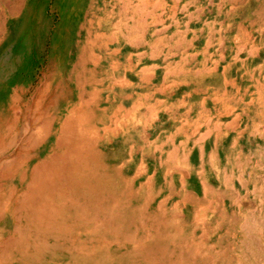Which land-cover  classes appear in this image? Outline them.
<instances>
[{
  "label": "bare ground",
  "instance_id": "1",
  "mask_svg": "<svg viewBox=\"0 0 264 264\" xmlns=\"http://www.w3.org/2000/svg\"><path fill=\"white\" fill-rule=\"evenodd\" d=\"M118 1H122V3L126 7V9H124L123 12L124 14H127L129 11H131L133 16H138L137 18H139V16L141 17V19L139 18L138 21H136V23H138L137 27L136 28L131 27L133 32H138V35L134 37L131 36L132 38L130 39V46L134 49L145 47L147 45V42L144 39V34L145 32L148 31V28L150 26V23H148L147 18L152 15V17H154L153 23L160 25L163 22L160 18L161 14L157 17L156 14L153 13V11L152 12L149 11V8L156 9L159 7H165L164 6L165 2L163 3L162 0H158V2L154 4L152 3V0H137L138 2L136 3L138 4L134 5L133 2L136 0H118ZM223 1L225 4L227 5L229 4L230 6L235 8L242 0H223ZM22 3L23 0H19V1L15 0V4L12 6V8H19V4ZM254 3L258 5V9L257 11L254 10L255 13H252V15H254L256 19L264 20V0H254ZM232 10L233 9H231L230 12L229 11L225 12L221 8L218 9L217 11H219V13L216 14L215 17L217 18L215 19H225V20L232 19L234 17L231 16ZM185 13H187L188 15L187 11H185ZM212 15H214V13ZM187 17H191V16H187ZM219 30L220 29L218 28V31ZM84 34L85 32L83 33V35ZM91 34L92 33H90V29L87 28V37H86L87 41L85 42L83 40L85 44L80 46L77 61L75 63L72 62L73 64L70 69L72 75L70 77V80L71 83H73L74 88H70L66 86L65 90L64 89L60 90V93L54 92V94H56L57 96L56 97L52 96V99L54 98L53 100H51V97H49L51 102L48 103L46 112H45V108L43 109L39 108L42 102L40 99L43 97V92L37 95V97L34 100L35 101L34 109L31 108L32 110L27 112V117L26 115L24 117V119L27 121L24 131L13 133L15 137L12 143L14 144L13 146L15 150L12 153L11 157H8L7 159L3 158V156H5L6 148L4 147L5 146L4 141L0 140V219L4 221H6L7 219V222H9L12 226V230L10 231L9 234H6L4 230L0 231V264L38 263L40 262L41 258L44 257L45 259V257H48L49 254H51V251L56 249V248L51 249L52 246L49 245L48 243L49 240H53L55 242V246L59 245L60 241L63 242L62 244H60L61 247L65 246L66 242L70 243L72 246L71 247L72 251L69 249V252L70 254L71 253L75 254V256H71L74 262L77 259H79L81 253H83L82 250L83 244H80L82 242H80L79 240L80 234H78V232L80 233V230L81 232H87L88 235L90 234L92 236L96 234V231H98V233L100 232V234H102L101 232H108L110 235L115 236L117 234L116 231L117 220H119L120 222V227H122L121 228L122 231L125 229V227H127L128 229L131 226L134 227L135 232L133 233H131L130 231L128 233L126 232L124 238L129 242L131 241L134 243L135 245L134 250H136L135 253L140 254L142 249L147 255V257L152 255V258H154L153 255H155V259L147 258L150 264H165L160 262L158 259V255H163L161 249L164 248L165 246L162 245L161 243L165 241V238L161 239V237L159 236L161 233L165 234L164 237H168V243H171V245L173 246V247H169V250L166 254L167 256H169V258L172 261L175 260L182 261L181 262L182 264H264V217L262 216V214L258 213V200L260 201V203L264 204V180H261L260 182L258 181L259 164L258 165L255 164L249 168H246L249 165L250 161H253L251 160L252 156L258 158V147L253 154H249L246 157H244L243 155L244 153L242 154V152L238 154L236 153L239 157L238 159H240L243 162V168L239 169L236 176L237 182L240 187L239 190L237 189L238 186H236L235 180H233V177L235 175L233 176V175L225 174L227 172L221 174L219 178L217 177L219 188H214L212 185L207 183L208 181L206 178L203 179V177L205 176L203 175L204 171L202 172V169H200V171L198 172L197 170L196 174L199 177L200 184H202L201 196H203L199 198L196 195L197 192L195 191V189L189 190L188 179L191 175V167H190V157L186 151L187 149L185 150V148H180L176 146L175 138H168L167 143L168 145L171 143V147H170L171 150L165 153L166 154L165 160H163L162 155L164 157L163 152L165 146H162V144H160V138L157 137L155 140L152 141L150 140L153 137L150 138L151 136L148 134V126L150 125V123L154 122L157 119L158 111L162 108V104H163V102L159 101L158 99V96L161 93V89L158 87V85L154 86L151 92L148 93V91H146L148 88L147 85H149L148 83L151 80L159 82L158 73H157L158 65L153 64L152 66L141 65L143 67H141L139 71L136 73L140 81L137 87L141 88V90L143 91V92L141 91V93L139 94L143 96L141 97L142 102L139 101L136 105L134 106L132 105L133 107L131 109H128V111H126L125 116L122 115L124 119H127L126 122L125 121L124 122L126 128L128 129V133L122 139L123 141L121 142V144H118L116 148L114 147L112 148V143H113L112 137L115 138L116 136L113 135L114 132H108V130H106V124L109 118L108 110L107 108L104 109L98 108L99 106L98 104L101 101L100 98L102 93V89H99L98 86L102 81L97 78L96 71L89 70L87 68L89 65H93L94 67H96L99 60L95 54V50L96 48H100L102 46L98 44L100 43L99 37L96 38V34L95 35H91ZM244 37L245 36H243L242 38ZM222 41L223 40L221 39V42ZM73 43H75V41H73ZM153 47L154 49L152 50V54L150 55L146 54L147 52L139 53L137 55L138 62L141 63V61H144L146 59L149 60L153 59L152 61H154L155 63L156 57H158V54H156L157 52L156 50L159 48V42H156ZM225 50L227 49L225 48ZM164 60L166 61V58ZM169 60L171 61V59ZM179 67L180 65L175 67V70H177V68ZM228 68H230V64ZM175 70L170 69V72L174 75ZM200 79L202 78L200 77ZM210 81L212 82L213 80ZM228 82L226 83L228 84ZM125 86L128 89V88H133L134 85L126 81ZM117 89L118 88H116V90ZM224 89L226 90V88ZM74 91H76L75 93L76 95L74 96L76 97V101H74V104L71 105L70 107L71 110L68 111L65 117L55 118L54 116L55 112L53 113V111H56V109H54L53 103L59 101L58 98L64 99L65 102H67L69 97L73 95ZM213 92L214 91H212V94ZM124 93L121 94V96L124 95ZM231 95L225 93L224 98L231 99L232 101L233 100L236 101V97ZM259 95H260L259 101L264 104L263 91H259ZM129 97L130 96L125 95V97L123 98H125L126 100ZM150 97L152 99H150ZM143 98L154 101V103L147 108L149 110L150 115L145 119L144 116L137 117L138 110H140V108L144 106ZM242 99L241 97L238 98V100L243 101ZM123 104L120 105L118 108V112L120 113H123L125 111L123 109L124 108ZM96 108L99 112H96ZM260 115L262 118H264V110H262V114L260 113ZM46 116L52 117L51 118L52 121L50 122L49 119L47 120ZM256 117L258 118V109L256 110ZM233 118L235 119L236 117ZM109 120H111V118H109ZM96 124L105 127V128L102 127V129L106 134V137L99 135L98 131H96ZM54 125H55V129H54L55 132L53 131L52 135L55 134L56 137H54L50 145H46L45 144L46 141L44 142L42 137L46 131H48L49 129L52 130ZM214 127L215 129L220 128L219 124H215ZM10 133L11 131L9 130V132L6 135H9ZM206 139L207 138H204V140ZM99 142L100 143L102 142L103 145H100ZM198 142L199 141L197 140V143ZM128 151L129 153L127 154ZM37 152H39L40 154L39 156L36 154ZM27 154L29 156L28 164H23L22 157H24L25 155L27 156ZM136 156L141 157L140 163L138 162L139 165L137 168L135 166L136 163L134 161V158ZM204 156H205L204 150L201 148L200 158L202 159V161ZM211 158H212L211 159L212 163H214L215 161L213 159L215 157L214 158L211 157ZM146 162H150L151 164L156 163L155 164L156 167L150 170L149 166L148 167L146 166ZM178 164L180 165L181 169H178L179 168L178 167L177 170L174 171V169L178 166ZM134 166L136 170L134 169L135 172L133 173V177L129 178L128 177L129 175L127 176V174L129 172H133L132 170ZM212 167L214 168L216 166L212 164ZM217 170H219L218 167ZM149 172H151L152 174L150 175ZM160 172H164V173H162V178H161L162 185L158 186L156 184L160 182V176H159ZM177 177H179V182H180L179 185H177L175 182ZM258 183L260 185H258ZM137 184L138 187H136ZM161 194H165V195H163L162 199L159 200ZM176 197L179 199V204H175L173 208L169 209L168 205L170 204V201L172 199L175 200ZM215 197H219V201H216ZM250 197H253L256 201V204L254 205L255 208L253 207L254 210H252V207H246V205H244V201L246 199H250ZM227 201L228 204L226 203ZM155 202H156L155 211L150 215L149 209L151 205ZM135 204L138 205L134 206ZM102 207L103 208L107 207L106 211L103 210L105 211L104 213L102 211ZM199 208L202 210L206 209L211 214V217L209 216L210 218L209 220H207L204 217L206 212L205 214L200 215L201 217L199 218L198 221H201L203 223V227H202L203 233L200 236H198V232H197L199 227L195 226L194 223V220L195 218H197L198 213L196 214L194 220H190L192 214H194V212ZM169 210L171 212H169ZM123 212L130 213V216H127L126 218L120 217V214ZM170 213H171L170 215L171 217H169ZM249 213L252 215H250ZM133 223H135V226H133ZM187 228L190 229L191 232L185 235L186 234L185 230ZM138 232L142 233L141 237L139 238H138ZM218 233L221 234L218 236L215 244H211L210 243L211 239L213 238L214 235L216 236ZM157 239H159L158 240L159 242L157 241ZM235 240H238V242L236 243ZM236 252L238 254H236ZM61 259L63 260L62 257ZM77 264H80L79 261Z\"/></svg>",
  "mask_w": 264,
  "mask_h": 264
},
{
  "label": "rangeland",
  "instance_id": "2",
  "mask_svg": "<svg viewBox=\"0 0 264 264\" xmlns=\"http://www.w3.org/2000/svg\"><path fill=\"white\" fill-rule=\"evenodd\" d=\"M162 1L163 3L165 2L164 6L167 9L165 7H159L156 9L149 8V11L151 12L153 11V13L156 14L157 17L161 14L160 18L164 22V24L163 22L160 25L153 23L154 17H152L151 15L147 18L148 23H150V26L148 28V31L145 32L144 34V39L147 42L148 47H150L152 43L154 44L156 42H159V46L161 47L162 50L163 48H170V47L171 49H175V48L177 49L179 44L182 42V40H184L185 42L186 39H190L193 37L196 38V35L194 34V30L195 28H200L201 26L200 23H202L201 17L202 19H205L206 17H211L213 13L214 15L212 16H216V14L219 13V11L217 10L220 8L223 9V11L225 12L226 11L230 12L231 9H233L231 16H234V17L228 20L227 24L229 26L225 25L224 31H227L225 32V35L227 36L226 46L229 47L228 53L229 55H231L230 57H228L230 68H228V70L226 71V75L229 77L231 76L230 78L227 77V80L229 81L227 84V87H228L227 90H228L229 95L232 94L231 96L236 97V102L235 100L232 101L231 99H229L230 100L229 103L222 102V100L220 99L219 93L212 94V91L216 90L212 87L210 89V94L206 96V98H211L210 100H208V103L206 106V103L205 101H203L204 99H202V96L200 97L199 96L200 94L199 95L197 94V92L202 90L201 87L202 86L204 87V84H205V83H201V80H200L201 72L197 71L196 69L191 71L185 67H183L185 69L179 67L177 68V70H175V67H177L178 65L171 63L172 61L175 60V57L166 55L167 57L165 56L162 58L165 64L160 62L161 69H159L157 72L159 82L151 80L148 83L150 86L148 93L152 91L154 86L158 85L159 88L161 89V93L159 94L158 99H161V100L163 99L162 108L158 111L157 119L154 122L150 123V125L148 126V134L151 136L150 138L153 137L150 140L151 141L155 140L157 137L160 138V144H162V146H165L164 152H163L164 157L162 155L163 160H165V156H166L165 153H167V151H169L171 147V143L169 145L167 143L168 138H175V143L177 146H180L179 144H181L182 142H187V141L190 142L189 143L190 149L185 148V150L187 149L186 151L190 157V167H191V175L188 179L189 190L195 189V191L197 192V196H199L200 198H201V193H202L201 192L202 184H200L199 177L196 174L197 170L198 172L200 171V169H202V172L204 171L203 175H205L206 177L204 176L203 179L206 178L208 181L207 183L212 185L214 188H219L217 179L219 178L221 174H224L225 172H227L225 174L233 175V176L235 175L233 177V180H235V184L236 186H238L237 189L239 190L240 187L237 182L236 176H237L239 169L243 168V162L240 159H238L239 157L237 154L242 152V154L244 153L243 154L244 157H246L249 154H253L254 151L257 149V147H258V158L252 156L251 160L253 161H250L251 164L249 163V165L246 168H249L255 164L256 165L259 164L258 165V174H259L258 181L260 182L261 180H264V121L262 120V117L260 115L262 111V107L260 106V104H258L259 96H260L259 91H263L264 93V70L261 72V70L259 71L257 67L258 62H260L261 60V57L258 58V51H262V50L264 51V44H263L264 43V20L256 19V17L252 15V13H255V11H257L258 5L254 3V0H242L235 8H233L229 4L228 5L225 4L223 0H183V1L182 0H162ZM136 2L138 1L136 0L133 2L134 5L138 4ZM157 2L158 0H152V3L154 4ZM183 2L185 3V5ZM14 4H15V0H0V140L4 141V145H5L4 147L6 148L5 156H3V158L7 159L8 157H11L12 153L14 152L15 148L12 142L14 140L15 135H13V133L24 131L25 125L27 122L24 119V117L25 115L27 117V112L34 109V104H35L34 100L38 94L43 92V97L40 99L42 102L39 108L41 109L45 108V112H46L48 103L54 99V98L52 99V96L54 97L57 96L56 94H54V92L60 93V90L62 89L65 90L66 86L70 88H74V85L73 83H71V80H70V77L72 75L70 69L72 67V64L77 61L80 46L85 44V42L87 41L86 40L87 28L90 29V33H92L91 35L96 34V38L99 37L100 43L98 44L100 46L102 45L100 48H96L95 50V54L99 60L98 64L96 65V67H94L93 65H89L87 68L89 70L96 71L97 78L102 81L100 82L98 86L99 89H102L101 98H100L101 101L98 104L99 105L98 108L100 109L107 108L108 110V116L109 118H111V120H109L108 118L107 124H106V130H108V132H114L113 135L116 137L115 138L112 137L113 139L112 148L113 147L116 148L118 144H121V142L123 141L122 139L128 133V129L126 128V125H125V122L127 119H124L122 115L125 116L126 111H128V109H131L139 101L142 102L141 97H143L139 95L142 90L141 88L137 87L140 81L136 73L139 71L141 67L148 66V65H146L147 64L146 60L141 61V63L138 62L137 60V55L141 53L142 49L141 48L134 49L130 46V39L138 35V32H133L131 27L136 28L138 25L136 21H138L139 18L141 19V17L139 16V18H137L138 16H133L131 11H129L127 14H124L122 12L123 3L118 0H23V3L19 4V8H12ZM157 9H158V12H157ZM10 10L12 11V13ZM185 11L188 12V15L187 13H185ZM168 15L171 17H169ZM187 16H191L190 18H192V21L197 20L196 23L191 24V31L189 29L190 28L189 23L180 24L177 22L178 19L188 18ZM81 17H82V20H81ZM199 20H201V22H199ZM181 28L182 30H180ZM183 28H186L185 31L183 30ZM125 31L127 32L129 31V32L127 33ZM84 32H85L84 34L85 36L83 35ZM171 34H173L174 37ZM237 35L238 36L240 35V36L238 37ZM243 36L245 37L242 38ZM73 37L74 38L76 37V38L74 39ZM73 41H75V43H73ZM233 42L234 43L237 42V43L234 44ZM185 43H188V42L186 41ZM119 44L121 47L119 46ZM147 45L145 46L144 49L147 48ZM202 45H203L202 43L198 44L199 47H201ZM249 48H251L252 50ZM69 58L71 59V61ZM165 58H166V61L164 60ZM169 59H171V61ZM251 63L252 65L255 64V71L253 70L254 68H252ZM246 64H250L249 66H251L250 68L251 70L247 69ZM130 65H131V68H130ZM170 69L175 70L174 75L170 72ZM105 76H106V79H105ZM72 80H73V77H72ZM126 81L134 85L133 88L127 89L125 86ZM209 83L212 86V84L215 85L216 82L210 81ZM217 84L220 86V82L217 81ZM116 88L118 89L116 90ZM135 89H138V90H135ZM75 93L76 91L73 92V95L69 97L67 102H65L64 99L58 98L59 101L53 103L55 105V106L53 105V107L54 109H56V111H53V113L55 112V115H54L55 118L65 117L68 111L71 110L70 108L71 105H73L74 101H76V97H74L76 95ZM123 93L124 95L121 96V94ZM125 95L130 96V97L125 100V98H123L125 97ZM171 95L172 97H170ZM216 95H219V96H216ZM49 97H51V100L49 99ZM240 97L241 99L243 98L242 99L243 101L238 100V98ZM150 99L152 98L150 97ZM150 99L143 98L145 108L143 106L140 108V110H138L137 117L144 116V119H145L150 115L149 110L147 108L150 107L154 103V101L153 100L151 101ZM200 101H202V104H200ZM122 104L124 105L123 109L125 111L123 113H120L118 112V108ZM236 106H239V107H236ZM257 109H258V113L260 112L258 114V118L256 117ZM205 111H207V113ZM252 111H253V114H252ZM96 112H99L97 108H96ZM233 117H237L235 118V121L236 120L238 121L237 123L233 122V124H230L232 123L234 119ZM51 118L52 117H47V120L49 119V121L51 122L52 121ZM217 122L219 126L222 127L223 133L225 132V128L234 129L236 132L233 133L231 131L229 132L231 134L228 136H224L223 134L222 135L216 134L218 136H216L215 134L206 135L205 132L209 133L208 132L209 129L214 127V125ZM153 123L155 124V126ZM55 125L52 128V130L49 129L48 131H46L42 137L43 141L44 142L46 141L45 143L46 145H50L51 141L54 139V137H56L55 134L52 135L53 131L55 132L54 130ZM226 125L227 127H225ZM102 127L105 128L104 126L96 124V131H98L100 136L106 137V134L104 133ZM220 129L221 128H219L218 131L216 130H213V131L220 132L221 131ZM9 130L11 131V133L9 135H6L9 132ZM208 137L209 138L211 137L210 140ZM216 137L219 140L217 146L214 144V140ZM204 138H207V139L204 140ZM197 140L200 143L199 142L197 143ZM99 144L103 145L102 142L101 143L99 142ZM187 144H186V147H188ZM201 148L204 150V155H205L203 158V161L200 158ZM128 153L129 151L127 152V154ZM36 154L38 156L40 155L39 152H37ZM233 154L234 155L236 154L235 155L236 157ZM211 157L213 158L215 157L213 159L215 161V162L213 161L214 163H212ZM127 158H128V155H127ZM140 159H141L140 156H136L134 158V161L136 163L135 165L136 168L138 167L140 163ZM22 161H23V164H28V161H29L28 154L27 156L25 155L24 157H22ZM241 162H242V165H241ZM155 164L156 163L151 164L150 162H146V166L147 167L149 166L150 170L156 167ZM212 164H214L216 167L213 168ZM135 166L133 167V170H132L133 172H129L127 174V176L129 175L128 176L129 178L133 177V173L135 172L134 169L136 170ZM217 167L219 168V170H217ZM177 168L181 169L179 164L174 169V171L177 170ZM162 173L164 172H160L159 174L160 182L156 184L158 186L162 185V181H161ZM149 174L151 175L152 173L149 172ZM175 182L177 185L180 184L179 177H177ZM258 185L260 184L258 183ZM136 187H138V184L136 185ZM163 195L165 194L160 195L159 200L162 199ZM215 199L216 201H219V197H215ZM250 199L253 201L252 204L254 205L256 202L255 199L253 197H250ZM226 203L228 204V201ZM175 204H179V199L177 197L175 198V200L172 199L170 201V204L168 205L169 209L173 208ZM137 205L138 204H135L134 206H137ZM155 205H156V202L151 205L149 209L150 215L155 211ZM103 210L106 211L107 207H104V208L102 207V211ZM105 211H103V213ZM169 212L171 211L169 210ZM205 212L207 215L205 214ZM197 213H198V216L197 218H195ZM258 213L262 214V216L264 217V204L260 203L259 200H258ZM203 214H205L204 217L207 220L210 219L209 216L211 217V214L209 213V211H207L206 209L202 210L200 208L197 209L194 212V214H192V216L190 217V220H194L195 218L194 220L195 226L199 227L197 230L198 236L202 235L203 233L202 231L203 223L201 221H198L199 218L201 217L200 215H203ZM170 215L171 213L169 214V217H171ZM127 216H130V213L123 212L120 214V217L122 218L123 217L126 218ZM116 225H117V229H116L117 234L115 236L110 235L108 232H101L102 234H100V232L98 233V231H96V234L92 236L90 234L88 235L87 232H81L80 230V233L78 232V234H80L79 240L80 242H82L80 244H83V247H82L83 253H81V255L79 256V259L76 260L77 262L76 261L73 262V259L71 257V256H75V254L73 253L70 254L69 252V249L72 251L71 249L72 246L70 243L66 242L65 246L61 247L60 244H62L63 242L60 241L59 245L55 246V242L53 240H49L48 243L50 246H52L51 249H54V248L56 249L51 251V254H49L48 257H45V259L44 257L41 258L40 262L35 263V264H44V263L45 264H48V263L49 264H65V263L66 264H77L78 261L80 264H114V263L115 264H130V263L131 264H150L147 258L155 259V255H153L154 258H152V255L147 257V255L142 249H141L140 254L135 253L136 250H134V246H135L134 243L131 241L129 242L128 240L124 238V235L126 234V232L127 233L129 231L131 233L135 232L134 227L131 226L129 227V229L125 227V229L122 231L121 230L122 227H120L119 220H117ZM133 226H135V223H133ZM1 230H4L6 234H9L10 231L12 230V226L9 222H7V219L6 221L0 219V231ZM189 232H190V229L187 228L185 230V233H186L185 235L189 234ZM141 234L142 233L138 232V238L141 237ZM220 234L221 233H218L216 236L214 235L210 243L215 244ZM159 236L161 237V239L165 238V241L161 242L162 245H165V246L164 248L161 249V252L163 255H158L159 261L165 264H182L181 263L182 261H178V260L172 261L169 258V256L166 255L169 250V247H173V246L171 245V243H168V237H164L165 236L164 233H161ZM158 240L159 239H157V241ZM169 242H170V239H169ZM235 242L237 243L238 240H235ZM236 254L238 253L236 252ZM61 257L63 258V260L61 259Z\"/></svg>",
  "mask_w": 264,
  "mask_h": 264
},
{
  "label": "crops",
  "instance_id": "3",
  "mask_svg": "<svg viewBox=\"0 0 264 264\" xmlns=\"http://www.w3.org/2000/svg\"><path fill=\"white\" fill-rule=\"evenodd\" d=\"M122 2V1H121ZM124 9H126L125 5L123 4V9H122V12H124ZM217 17L215 16H212V17H206L205 19H201L202 20V23L200 26V28H195V35H196V38H190V39H186V41L188 43H183L184 40H182V42L179 44L178 48L177 49H171V48H163V50L161 49V47L159 46V48L156 50V54H158V57H156V60H155V63L154 61H152L153 59L149 60V59H146V63L148 66H152L153 64H156L158 65V70L161 69V65H160V62H162L163 64L164 61L162 60L163 57H165L166 55H170V56H173L175 57V60L172 61L173 64H176V65H180L181 68L185 67V68H188L189 70H194L196 69L197 71H200L201 72V83H206L204 85V87L202 86V90H200L199 92H197V94L201 97L202 96V99H204L203 101H205L206 103V106H207V103H208V100H210L211 98H206V96H208L210 94V89L213 87H215L214 89H216V91H214L213 93L214 94H217L219 93L220 94V99L222 100V102H226V103H229V99H225L224 98V94L225 93H228L227 91V83L228 80H227V75H226V71L228 70V66H229V60L227 57H229V51H228V48L226 46V38L227 36L225 35V32H224V26L225 25H228V20H225V19H215ZM200 20V22H201ZM214 20V21H212ZM205 21V22H204ZM216 21V22H215ZM178 23L180 24H184V23H196V21H192V19L190 17L185 18V19H178L177 21ZM218 22V23H217ZM222 22V24H221ZM210 23V24H209ZM191 24H190V30H191ZM214 24V25H213ZM205 25V26H204ZM213 25V27H212ZM215 26V27H214ZM221 26V27H219ZM217 28V29H216ZM218 28L221 30L218 31ZM186 28H183V30L185 31ZM201 29V30H200ZM205 29V30H204ZM207 29V30H206ZM182 30V28L180 29ZM205 31V32H203ZM208 31H211V32H208ZM215 31V32H214ZM199 32V33H198ZM224 32V33H223ZM210 33V34H209ZM222 33V34H221ZM202 35V36H201ZM221 35V36H220ZM223 35V37H222ZM204 36V37H203ZM202 37V38H201ZM206 37V38H205ZM221 37V38H220ZM208 38V40H207ZM195 39V41H194ZM200 39V41H199ZM203 39V40H202ZM206 39V40H205ZM221 39L223 40L221 42ZM193 41V42H192ZM191 42V43H190ZM202 43L203 46L199 47L198 46V43ZM221 42V43H220ZM155 44V43H154ZM154 44L152 43L150 47H148L147 45V48L144 49L145 47H140L142 49L141 53H144V52H147L146 54L150 55L152 54V50L154 49ZM184 45V46H183ZM212 45V46H211ZM195 47V48H194ZM140 48H137V49H140ZM185 48V49H184ZM225 48L227 50H225ZM197 49V51H196ZM206 49V50H205ZM169 50V51H168ZM184 50V52H183ZM195 50V51H194ZM218 50V51H217ZM223 50V51H222ZM208 51V53H207ZM228 51V52H227ZM159 52V53H158ZM166 52V53H165ZM206 52V53H205ZM216 52V53H215ZM264 51H258V58L261 57V60L260 62H258V70L261 72L264 70ZM214 53V54H213ZM190 54V55H189ZM218 54V55H217ZM225 54V55H224ZM182 55V56H181ZM200 55V56H199ZM260 55V56H259ZM161 56V57H160ZM203 56V57H202ZM213 56V57H212ZM220 56V57H219ZM225 56V57H224ZM208 58V59H207ZM218 58V59H217ZM211 59V60H210ZM220 59V60H219ZM217 60V61H216ZM257 60V58H256ZM150 61V62H149ZM199 61V62H198ZM201 61V62H200ZM212 61V62H211ZM219 61V62H218ZM221 61V62H220ZM226 61V62H225ZM159 63V64H158ZM191 63V64H190ZM213 63V64H212ZM219 63V64H218ZM208 64V65H207ZM188 65V66H187ZM195 65V66H194ZM200 65V66H199ZM206 65V66H205ZM214 67V68H213ZM226 67V68H225ZM183 68V69H185ZM191 68V69H190ZM207 68V69H205ZM218 68V69H217ZM251 68V66H249V64H247V69L249 70ZM252 68H254L255 70V64L252 65ZM182 69V70H183ZM225 69V71H224ZM204 70V71H203ZM209 70V71H208ZM251 70V69H250ZM219 73H218V72ZM212 72V73H211ZM211 73V74H210ZM219 74V75H218ZM226 75V76H224ZM205 78H203V77ZM209 76V77H207ZM212 76V78H211ZM224 77V78H223ZM226 77V78H225ZM209 80V81H208ZM210 80H213L215 81V85L209 83ZM207 81V82H206ZM217 81L220 82V86L217 84ZM225 84H224V83ZM214 83V82H213ZM161 84V83H160ZM163 84V83H162ZM148 88L146 91L149 90L150 86L147 85ZM161 86V85H160ZM145 87V86H144ZM159 87V86H158ZM217 87V88H216ZM226 88V90L223 88ZM206 88V89H205ZM205 89V90H203ZM218 89V90H217ZM216 96H219V95H216ZM172 97V95L170 96ZM204 97V98H203ZM223 98V99H222ZM225 99V100H224ZM229 100V101H228ZM259 100H260V97H259ZM159 101H162L161 99H159ZM163 102V101H162ZM236 102V101H235ZM260 104V106L262 107V110H264V104L260 101H258ZM202 103V101H200V104ZM207 113V111H205ZM259 114V113H258ZM261 114H262V111H261ZM237 118V117H236ZM239 119V118H238ZM262 120L264 121V118H262ZM238 120H236V123H237ZM233 122H235V119H233L232 123L230 124H233ZM218 124V122L216 123ZM227 127V125L225 126ZM221 128V131L220 132H214L213 130H216L218 131L219 129H215V127H212L210 128L209 130L211 131H208L211 135L213 134H219V135H224V136H228L230 135L231 133L229 132H235L234 129H227L225 128V131L226 132H222L223 129L222 127ZM206 133V132H205ZM207 133V134H209ZM206 134V135H207ZM238 134V133H237ZM218 136V135H216ZM219 140L218 138L216 137L215 140H214V144L217 146ZM182 142V146L180 144V148H187L186 147V144L187 142ZM189 143L187 144L188 148L190 149L189 147ZM177 146V145H176ZM171 150V149H170ZM197 195V194H196ZM199 197V196H198ZM203 197V196H201ZM200 198V197H199ZM253 201L251 199H246L244 201V205H246V207H252V210H254V205L252 204ZM254 207V208H253ZM248 211V210H247ZM250 214V213H249ZM252 215V214H250ZM191 232V231H190Z\"/></svg>",
  "mask_w": 264,
  "mask_h": 264
}]
</instances>
